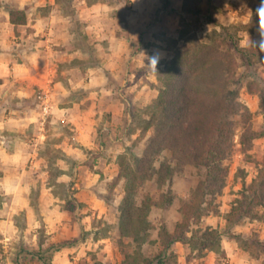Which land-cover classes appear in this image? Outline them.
<instances>
[{
	"label": "crops",
	"instance_id": "0c3cea01",
	"mask_svg": "<svg viewBox=\"0 0 264 264\" xmlns=\"http://www.w3.org/2000/svg\"><path fill=\"white\" fill-rule=\"evenodd\" d=\"M172 2L133 0L120 19L101 0L72 2L67 15L59 0H0V264H44L45 255L50 264H94L95 255L123 263L112 236L124 192L118 157L140 136L129 130L132 107L159 94L145 52L165 54L159 68L173 58L168 39L183 12ZM13 10L26 21L13 23ZM183 245L172 247L178 264H219L212 253L189 259ZM221 246V264H249L237 242Z\"/></svg>",
	"mask_w": 264,
	"mask_h": 264
},
{
	"label": "trees",
	"instance_id": "16d2710c",
	"mask_svg": "<svg viewBox=\"0 0 264 264\" xmlns=\"http://www.w3.org/2000/svg\"><path fill=\"white\" fill-rule=\"evenodd\" d=\"M202 2L182 0L181 10L198 19L203 11ZM10 16L13 23L26 21L21 11L13 10ZM226 37L231 42V36ZM233 48L231 51L220 45L187 42L176 48L174 57L157 77L159 94L142 111V125L137 128L139 140L146 139L144 150L141 155L126 151L118 157L117 181H124V195L119 205V233L134 246L133 251L124 253L122 264H178L172 250L176 243L187 244L192 250H214L213 245L221 248V234L216 228L194 230V227H198L205 216L218 212L216 198L222 193L229 174L224 161L234 153L237 129L245 155L261 137L249 124L250 113L242 110L233 89L237 81L233 69L234 52L249 66L252 65L251 55L237 44ZM255 78L258 87L247 88L252 94L259 95L262 106L263 79ZM138 114L133 113V123ZM234 115L242 118L240 128L232 119ZM164 154L169 157L160 160ZM187 166L204 169L201 179L188 197L180 200L174 229L169 230L164 223L156 227L150 220L152 210L169 207L178 200L171 182ZM149 182H155L158 189H166L158 199L145 196L139 201V191ZM64 209L75 212L73 199L66 201ZM242 219L264 222V154L258 163L257 174L243 185L226 215V221L231 225ZM153 230L157 231L156 239H150ZM147 242L156 245L154 255L141 251ZM251 245L264 261V241L255 239ZM41 259L44 264H50L49 258Z\"/></svg>",
	"mask_w": 264,
	"mask_h": 264
},
{
	"label": "rangeland",
	"instance_id": "374dc122",
	"mask_svg": "<svg viewBox=\"0 0 264 264\" xmlns=\"http://www.w3.org/2000/svg\"><path fill=\"white\" fill-rule=\"evenodd\" d=\"M79 2V0H60L62 13L64 15L72 14L73 9H71L72 2ZM95 0H89L92 2ZM164 9L169 7L173 2L172 0H161ZM101 2L110 3L115 6L114 14L118 15L120 19H124L129 10L132 8L133 0H101ZM240 3L238 0H229L228 4L225 6L212 5V0H203V11L198 19L194 17L185 15L184 13L175 18L173 21L174 32L172 36L168 39V47H171L174 55L175 50L178 47V43L181 45L189 43H207L209 46L220 45L221 48L234 51L233 45L237 44L241 48L247 49L248 53L251 55L252 65L249 66L243 63L238 54L234 52L235 62L234 68L236 72V84L233 86L235 88V99L241 104L242 110H246L250 113L249 124L254 130H257L261 137L254 141L252 150L248 154H244L242 147L239 143L240 131L237 129L234 138L235 149L231 157L224 161V164L229 169V174L225 182L222 193L216 198L217 213L209 214L205 216L198 227H194V230L201 229L205 227L216 228L221 234V242L223 238H228L234 242H237L239 247L244 251L245 257L248 259L249 264H264L262 260V255L258 254L256 250L251 245V241L255 239H260L264 241V222L252 219H242L238 221L235 225L228 224L226 221V215L229 212L233 199L241 191L244 184H248L251 179L257 174L258 163L261 161L264 154V102L261 106V100L259 95L252 94L249 92L248 88L251 86L252 89L258 87V79H263L264 85V51L259 50L253 41L259 43L260 37L258 36V17L256 16L255 9L259 4V0H246L245 5L239 8ZM158 12L156 17L158 16ZM115 15V16H116ZM159 18V16H158ZM164 36L165 32H159ZM226 36H231L232 40H227ZM173 55V57H174ZM170 61V60H169ZM168 61V62H169ZM167 62V63H168ZM166 63V64H167ZM165 64V65H166ZM163 68H159L155 71L158 77ZM246 73L250 76H244ZM255 75V76H254ZM160 83L158 81L157 88L159 90ZM152 103V102H151ZM147 105H134L131 109L133 113H139L136 115V121L129 128L131 131H136L138 127L142 125L140 122V117L142 116V111ZM232 119L235 121L237 126L240 128L241 116L234 115ZM145 143L139 138L135 139L127 149V152L138 154V151L144 149ZM168 154L161 156L160 160L168 158ZM204 169L187 166L185 170L176 175L172 182L171 188L177 194L178 200L169 207L165 208H154L150 214V220L154 222L156 227H159L163 217L174 224L177 221L179 215H177L176 210L180 204V200H185L192 188L196 186L203 175ZM115 183V185L120 184L121 190L124 191V181ZM166 188L158 189L155 182H149L142 188L138 193V200H142L143 197L148 196L153 199H158L161 192L165 191ZM124 195V192H123ZM101 236L108 234V229L106 226L103 227ZM113 233V230H112ZM157 231L153 230L150 234V239H154ZM112 235V234H111ZM117 251L120 253V257L124 256L125 252H131L134 250V246L131 245L128 239L121 238L119 230L117 234L112 235ZM183 247L190 248L189 259L195 260V262L202 261L203 257L207 254L212 253L216 255L217 262L222 263V260L227 258L221 248L213 245L214 250H192L187 244ZM177 248L173 250L176 255V260L178 261V251ZM246 249H249L248 251ZM143 253H150L154 255L156 252V245L150 244L149 242L143 245L141 249ZM177 251V252H175ZM223 252V253H222ZM49 258V255H45ZM94 264H101L98 261V257L94 256ZM83 264H87L86 262Z\"/></svg>",
	"mask_w": 264,
	"mask_h": 264
},
{
	"label": "clouds",
	"instance_id": "9594fccd",
	"mask_svg": "<svg viewBox=\"0 0 264 264\" xmlns=\"http://www.w3.org/2000/svg\"><path fill=\"white\" fill-rule=\"evenodd\" d=\"M256 16L258 17V36L260 37L259 43L253 41L258 46L259 50L264 51V0H259V4L255 9ZM147 56V64L158 70L160 60L164 58V53L159 50H155L151 55L145 52Z\"/></svg>",
	"mask_w": 264,
	"mask_h": 264
}]
</instances>
